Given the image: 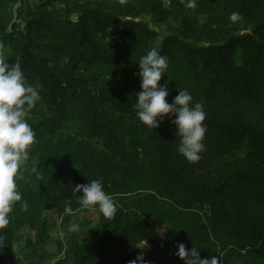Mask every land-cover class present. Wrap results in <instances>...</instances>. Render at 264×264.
I'll return each instance as SVG.
<instances>
[{"label":"trees","instance_id":"1","mask_svg":"<svg viewBox=\"0 0 264 264\" xmlns=\"http://www.w3.org/2000/svg\"><path fill=\"white\" fill-rule=\"evenodd\" d=\"M17 1L0 0V56L20 62L42 99L27 117L36 142L18 181L22 201L0 232V264L44 262L45 214L64 227L81 210L97 220L86 237L56 241L53 264H128L144 241L148 264H185L180 242L221 264H264V0H197L195 9L188 0H33L15 22ZM171 21L179 24L166 34L154 28ZM153 48L168 58L159 82L168 102L186 88L204 105L196 163L178 153L167 117L151 130L136 116L138 62ZM92 179L117 205L111 220L78 202L73 188Z\"/></svg>","mask_w":264,"mask_h":264},{"label":"clouds","instance_id":"2","mask_svg":"<svg viewBox=\"0 0 264 264\" xmlns=\"http://www.w3.org/2000/svg\"><path fill=\"white\" fill-rule=\"evenodd\" d=\"M123 2V0H122ZM189 9L197 7V0H188ZM236 13L230 19L236 20ZM141 79L140 91L136 96V116L149 129L157 128L167 117L176 126V136H179L177 151L190 163L202 159L206 151L204 143L207 125L204 123L206 112L202 102L193 103V96L186 88H178V94L169 103L167 83L160 84L162 74H166L168 58L161 55L155 48L149 50L138 62ZM41 95L38 84L27 82L20 62H6L0 56V232L10 224V214L17 202L22 201L18 181L22 178L30 159V149L36 142V133L28 123L27 117L31 109L36 107ZM32 172L36 169L33 167ZM75 193H81L77 199L85 208L98 207L102 216L108 220L114 218L117 205L112 196L104 190L102 179H92L86 184L73 188ZM24 211L28 210L27 201L21 203ZM64 213L71 215V202L65 205ZM79 226L71 225L70 231H78ZM3 236H0V240ZM146 245L144 241L143 247ZM140 247V248H143ZM176 255L185 264H221V257L201 258L200 251L195 247L186 249L180 242ZM128 264H148L143 253L130 260Z\"/></svg>","mask_w":264,"mask_h":264},{"label":"rangeland","instance_id":"3","mask_svg":"<svg viewBox=\"0 0 264 264\" xmlns=\"http://www.w3.org/2000/svg\"><path fill=\"white\" fill-rule=\"evenodd\" d=\"M165 4H167L168 0H162ZM185 3V0H183ZM33 0L25 1V0H18L16 3L12 4V10L14 12V20L15 22H20L19 17L27 10V8H32ZM178 22H168L164 25H155L154 28L158 30L159 32L166 34L170 30H174L178 26ZM119 30V26L114 27L113 32H116ZM160 39H158L157 46L160 44ZM6 50L4 49V53ZM46 217L49 219L51 228H50V237H51V243L47 249V255L45 258V261L40 264H53L59 257V252L57 251V245L56 241L62 240L67 236L70 232L69 226H60V220L56 214L55 211L47 212ZM97 212L94 210H81L78 213L77 220L74 224L79 226V230L77 232L80 233L81 236L86 237L88 235V226L95 223L97 220ZM81 224L84 226L82 229L80 228ZM168 231V226L163 225L158 228V234L160 237H163L165 233ZM144 243L140 245L133 246L132 249L135 252V258L139 253H143V256H145L151 249V246L146 244L143 247ZM143 247V248H140ZM23 257V245L19 244L16 245V259H20Z\"/></svg>","mask_w":264,"mask_h":264}]
</instances>
